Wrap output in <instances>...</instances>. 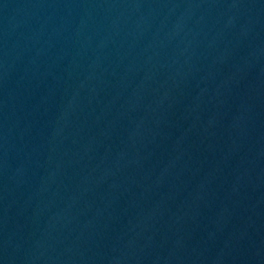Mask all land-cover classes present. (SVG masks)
<instances>
[{"label":"water","instance_id":"water-1","mask_svg":"<svg viewBox=\"0 0 264 264\" xmlns=\"http://www.w3.org/2000/svg\"><path fill=\"white\" fill-rule=\"evenodd\" d=\"M0 264H264V0H0Z\"/></svg>","mask_w":264,"mask_h":264}]
</instances>
